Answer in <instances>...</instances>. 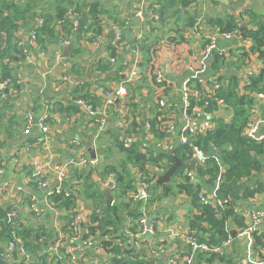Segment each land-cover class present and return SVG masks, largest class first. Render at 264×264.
<instances>
[{
    "label": "crops",
    "instance_id": "obj_1",
    "mask_svg": "<svg viewBox=\"0 0 264 264\" xmlns=\"http://www.w3.org/2000/svg\"><path fill=\"white\" fill-rule=\"evenodd\" d=\"M60 1L4 0L5 4H16L21 10L33 6L29 12L37 15L34 18L19 16L17 28L10 35L6 29L0 36V207L7 213L13 212L10 222L14 225L37 230L29 238L37 247H25L18 237L17 248L8 257L9 243L14 238L0 239L3 250L0 258L5 264H53L55 259L64 264L116 263L114 253L102 248L98 238H94L92 244L87 243L88 222L79 217L85 213L90 217L96 210L102 213L115 202L125 203L127 197L132 198L131 195L138 191L142 171L120 147L121 141L125 140L130 144L139 142L143 152L148 150L144 143L152 150L171 152L173 162L164 166L168 163L164 159L160 161L161 166L148 164L153 180L149 200L139 201L154 228L136 235L140 226L133 232L134 224L127 217L120 229L123 235L120 233L121 236L115 239L117 243L126 247L133 243L148 264H167V257L176 256L186 248V239L175 236L174 232L183 234L191 229L195 213H201L194 201L201 203L198 193H203L210 203L217 204L215 216L221 219L214 225L220 229L219 237L212 242L216 245L229 242L220 254L223 256L217 255L212 262H199L198 256L196 264H260V256L258 253L249 255L239 232L250 221L251 211H264V189L257 190L254 195L235 190L227 197L213 198L214 177L199 171L203 164L198 157L192 155L185 160L178 153L176 143L187 124L181 111L182 82L202 66H205L207 80L213 78L220 84H228L230 78L237 80L238 94L250 97L249 125L257 124V135L264 136V89L248 87L250 77L264 70V58L252 52L253 42L244 37L245 31L257 27L251 21V14L264 19V0H175L163 14L159 11L170 0H96L102 9L96 27L95 17L91 16L87 6L93 0H69L72 3L68 19L72 29L67 34L55 18ZM82 4L85 5L84 12H79L77 8ZM10 13H13L12 8L4 10L3 15ZM47 15L53 18V31L40 32L38 36L42 43H38V38L32 43L31 32L37 19H47ZM79 19H84V23L79 25ZM240 25L245 28L242 32ZM118 33L120 40L116 39ZM213 39L216 46L205 57V47ZM72 42L76 46L71 55L62 57L63 46ZM220 51L223 52L220 67L213 68L210 65ZM245 54L248 55L244 57ZM203 58L210 59L209 65L202 62ZM135 64L141 77L135 83L127 84V96L120 97L117 91L125 85L127 71ZM4 67L13 78L2 79L7 72ZM156 71L161 72V82L155 78ZM81 95L96 106L113 97L109 115L89 113L78 103ZM161 98L166 101L165 107L159 104ZM156 112H159L156 128L165 133L162 138L156 137L152 129L151 120ZM28 114L33 116L30 127H27ZM43 116L47 117L48 131L41 127ZM218 119L230 122L231 109L220 108L211 115L200 111L191 125L201 127L208 120L216 125ZM168 126L173 127L171 134ZM29 143L34 145L27 150ZM221 152L220 148L209 147L205 155L220 153L221 163L226 168ZM82 157L88 163L70 165L66 184L52 179L48 187L37 188L31 178L33 169L46 160L61 164L69 160L78 162ZM175 157L181 161V167L187 166L185 172L193 173V180L190 179L194 182L192 188H196L193 196L190 191L180 189L179 183L185 181L175 173L170 181L158 182L173 165ZM192 160L193 167H190L188 162ZM113 168L118 173L125 172L126 180H131L136 190H130L125 196ZM77 171L80 175H75ZM258 175L264 183V159ZM243 181L253 184L260 180L248 177ZM66 185L74 192L75 205L70 210L50 199ZM6 186L10 187L8 191L4 190ZM13 187H22L24 191L17 192ZM228 200L233 201V209L227 215L223 211L230 208L226 205ZM71 211L75 217L70 223ZM76 219L79 224L74 230L72 224ZM199 223L198 236L202 238L209 233L204 232L207 221L199 218ZM226 232L228 236L221 238ZM13 235L17 233L13 231Z\"/></svg>",
    "mask_w": 264,
    "mask_h": 264
},
{
    "label": "trees",
    "instance_id": "obj_2",
    "mask_svg": "<svg viewBox=\"0 0 264 264\" xmlns=\"http://www.w3.org/2000/svg\"><path fill=\"white\" fill-rule=\"evenodd\" d=\"M175 0H170L168 5H164L162 10L159 12L163 14L164 9L168 6L173 4ZM69 0H61L58 5L57 14L55 16L56 19H59L61 22V26L63 32L66 34L71 32L72 29V22L68 19V10L70 9ZM89 8V13L91 16L95 17V27L99 23V15L102 12L100 8V4L93 0L92 2L87 4ZM82 7V8H81ZM85 5L79 6L77 8L79 12H84ZM8 8L13 9V13H10L8 16H4V10H8ZM33 6H25L22 10L19 9L16 4H9L4 3V0H0V36H2V31L8 29V35H10L14 29L17 28V19L21 15H28L31 18H34L37 15L36 12H29L32 10ZM29 12V13H27ZM251 14V13H250ZM252 23L255 24L256 28H249L247 31L244 32L245 38H250L253 42L252 52L258 53L261 58H264V19L259 17L255 14H251ZM46 19V17H45ZM53 18L47 15L46 22L40 32L47 30L52 32L51 23ZM235 25H233L234 27ZM233 29V28H232ZM39 32V34H40ZM38 34V35H39ZM55 36V35H54ZM38 38V43L41 42ZM42 43V42H41ZM42 48L43 45H42ZM248 54H245L246 57ZM221 61V55H218L214 61L211 63V67L219 68ZM6 73L3 74L2 79L4 78H13V74L8 71L7 67H4ZM221 78L223 76H220ZM219 77V79H220ZM192 87L195 89H200L201 86L197 82V79L192 80ZM239 84L236 79L230 78L229 83L221 84V86L216 90V95H204L202 96L201 101L195 100L193 98V105L194 104H201L203 102H208L207 110L209 111H218L220 107L218 106L217 98H223L230 109L232 111V120L230 122H226L223 120H217L216 126L205 132H198L195 135L191 136V141L194 144H198L203 150L207 151L212 144H215L218 148L221 149V156L222 161L226 165V172L224 174V183L221 185L220 191L218 193L219 196L227 197L232 192L236 191H245L246 194L249 193L250 195H254L257 190L264 189L263 178L258 175L262 168V161L264 159V139L261 141H257L251 139L245 135L246 127L249 125V113H250V97L246 95H239L237 89ZM249 89L255 90L262 87L264 89V70L261 71L259 75H253L250 77ZM78 96V95H77ZM86 100L88 97L85 95H81ZM76 98V97H74ZM89 101V100H88ZM94 106L95 103L90 101ZM157 107V106H156ZM154 108L157 110V108ZM75 109V108H72ZM159 112H156L155 117L151 120L152 129L156 137L162 138L164 136V132L161 133L157 128V115ZM176 148L178 153L189 159L192 156L191 145L186 144L182 145L180 141L176 143ZM148 150L145 152L141 151L139 147V142H132L130 146H125L124 141H121L120 147L127 153L128 159L136 164L142 173L147 174L150 177V168L148 164L160 165L162 160H168V163L164 165L167 166L169 163L173 162V156L171 152L165 151H156L152 150L148 147L145 143L143 144ZM228 146H231L228 149ZM148 152V153H147ZM184 167L187 166H180L175 172V175L182 176L184 181L179 183L180 189H186L190 191L191 196L195 195L196 188H190L189 186L193 185V181H190L189 176L185 173ZM219 166L215 162V159L211 156L207 158V163L205 165H201L199 167V171L202 173L206 171V173H210L214 179L217 175ZM113 171L117 174V179L119 182V187L123 191L124 195L127 196L128 192L136 190V185L132 183L131 180H126V176L121 174V172H117L116 168H113ZM82 173V172H81ZM75 175H80V172L77 171ZM90 177V176H88ZM253 178L255 177L257 181L253 184L247 182V184L243 181V178ZM262 182V183H261ZM90 187V186H89ZM87 187V189L89 188ZM168 190H171V188ZM231 192V193H230ZM55 203H59L62 206H66L67 209H72L75 205V201L72 197H64L62 193H53L50 196ZM226 205L229 204L230 208H226L223 211L225 214H229L233 207V201H226ZM230 202V203H229ZM195 205L199 207L200 214H197L193 217L191 224H199V218L207 221V226L205 225L204 232H209L210 234L207 236L209 237L206 240L210 245H214L212 241H216V237H219V228H215L216 223H220L221 219H217L216 212V205L212 203L209 204H201L194 201ZM142 202L141 201H134L133 198L128 199L125 203H117L115 202L113 205H109L104 212L100 213L99 211H94L90 216V222L88 223V230L89 235L93 236L95 239L98 238L100 241V245L108 252H113L114 256L116 257V264H148L142 253L137 251L135 245L130 243L128 247L125 245H121L115 241L116 237H120V233L123 235V232L120 231L122 221L130 217L131 222L134 224L131 229L133 232H136L137 228L139 229V218L142 216L143 211L141 210ZM227 210V211H226ZM72 215L70 216L69 222L74 219V212L71 211ZM200 215V216H199ZM74 216V217H73ZM18 219V218H16ZM19 220V219H18ZM19 223L18 221H16ZM70 222V223H71ZM93 223L94 225H91ZM70 225V224H69ZM0 239L1 240H10L13 238H21L23 243H25V247H37V244L29 241L32 233L35 232L33 227H27L24 225H14L13 222L9 221L8 213L2 207H0ZM192 227V226H191ZM13 231L17 233V235H13ZM262 231V229H261ZM119 233V234H118ZM264 234V231L261 232V235ZM259 233H256V242L257 246L262 242V237ZM228 233L221 234V238H226ZM205 237V236H204ZM37 238H40L39 235ZM218 240L217 242H219ZM216 245V244H215ZM3 250L0 247V254H2ZM223 256L219 253L208 251L206 253L200 254L198 261L207 260L208 262H212L216 256ZM119 256V257H118ZM260 258L264 259V255L259 253ZM58 262H61L60 259H55ZM0 264H5V260L0 258Z\"/></svg>",
    "mask_w": 264,
    "mask_h": 264
},
{
    "label": "built area",
    "instance_id": "obj_3",
    "mask_svg": "<svg viewBox=\"0 0 264 264\" xmlns=\"http://www.w3.org/2000/svg\"><path fill=\"white\" fill-rule=\"evenodd\" d=\"M45 24V19L42 17H39L36 21V25L34 26L32 32H31V42L35 43L37 40V36L42 29V27ZM117 40L121 39V35L118 33ZM216 43L214 39L205 47V57H208L212 50L215 48ZM220 55L223 54L222 51L219 52ZM0 59H2L1 54H0ZM204 59V58H203ZM111 60H114L113 58ZM203 62V60H202ZM203 64V63H202ZM205 72V66H202L200 69L195 71L193 76L190 78H186L181 85V93H182V114L186 117L187 119V124L186 126L182 129V132L179 137V141L182 145L190 144L191 145V151L192 155L195 157H198L200 160L201 164L205 165L207 163V158L208 157H213L215 159V162L219 166L217 175L215 177V187L212 193L213 198H217L218 193L220 191L221 185L224 183V174L226 172V168L223 166L221 163V158L220 156L216 155H205V150H203L198 144H194L191 141V136L195 135L198 132H205L207 130L213 129L216 125L212 120L205 121L204 124L201 127H196L194 125H191L192 119L201 111L206 115H211L214 113V111H209L207 110V104L208 102H203L201 104H194L193 105V98L197 101H201L202 96L207 95H216V90L221 86L220 82L217 80L212 79H206L204 76ZM155 78L158 82H161L162 75L160 71H156L155 73ZM141 77V72L139 67L135 64L129 70L127 71V76L125 78V85H122L117 91V95L122 97V96H127L128 94V89H127V84L135 83L136 81L139 80ZM197 79V82L201 86L200 89H195L192 87V80ZM161 89H164L161 87ZM0 93H1V87H0ZM218 101V106L220 108H225L228 106L227 102L223 98H217ZM114 102L113 99H108L103 105L100 106H94L91 102H88L84 98H79L78 103L81 105L85 106L86 109L89 111V113L93 115H101L104 117H107L109 115V109L111 105ZM159 104L161 107L166 106V101L164 98H161ZM197 110V111H196ZM32 118L33 116L31 114H28L27 117V127H30L32 125ZM190 123V124H189ZM41 127L43 131H48V124H47V117L43 116L41 119ZM172 126H168V132L170 134L172 133ZM257 130H258V125L257 124H251L249 125L246 130H245V135L251 139L261 141L264 139V136L262 135H257ZM125 146H130L131 144L127 141L124 140ZM33 143H29L26 146V149L29 150L33 147ZM211 147L215 150L218 149V147L215 144H212ZM95 162V161H93ZM88 163V160L84 157H82L78 162H75L74 160H69L65 163H53L52 161H45L43 165L40 167H37L33 169L31 172V178L33 182L35 183L37 188H45L48 187L52 179H55L58 181L59 184H66L67 181V171L70 165H85ZM190 179L193 180V173L192 171H187L185 172ZM147 174H141L139 175V180H140V187L137 192H134L131 197L133 200L136 201H147L149 200V191H150V186L153 183V180L150 179ZM194 183V182H193ZM66 186H61L56 193H62L64 197H74V192L72 189H67ZM10 189L9 186L4 187L5 191H8ZM13 189L17 192H23L24 189L22 187H13ZM52 194V193H51ZM199 194V199L202 204H209L210 201L207 199L206 195L203 193H198ZM218 199V198H217ZM143 214L139 218V226H140V231L136 233V235L143 233L149 229L152 230L154 228V225L151 224L152 222L150 218L148 217V213L146 209H143ZM13 213V212H12ZM11 212L8 213L9 221L12 219V214ZM195 214H199L196 212ZM250 215V214H249ZM79 219L86 220L88 223L90 222V217L88 214H82L80 215ZM79 219H76V222L72 224V227L74 230H77V225L79 224ZM88 225V224H87ZM91 225H94L91 223ZM261 229L264 231V211L263 210H257L254 209V211H251L250 215V221L248 224L243 227V229L239 232V236L244 239L245 245L247 248V251L249 255L253 253H261V255H264V234L261 235ZM88 230V227H87ZM89 233V230H88ZM256 233H259L262 237V242L258 244L256 242ZM198 226L197 224L192 225L191 229L186 232V233H179L178 231L174 232V235L177 237H184L186 239V248L181 250V253H177L170 255L169 257L166 258V263L167 264H196L198 256L200 254L206 253L208 251L215 252L222 254L224 251V246L228 244V242H225L224 245H210L206 240L209 239L207 237L209 234H205L202 238L198 236ZM87 238V243L92 244L94 237L88 234ZM16 240L17 238H14L12 241L9 243V251L7 252L8 257H11V253L14 250V248H17L16 245ZM19 242V241H18ZM260 264H264V259L260 258ZM53 264H64L63 262H54ZM102 264H109V263H102Z\"/></svg>",
    "mask_w": 264,
    "mask_h": 264
},
{
    "label": "water",
    "instance_id": "obj_4",
    "mask_svg": "<svg viewBox=\"0 0 264 264\" xmlns=\"http://www.w3.org/2000/svg\"><path fill=\"white\" fill-rule=\"evenodd\" d=\"M78 23H79V25L83 24V23H84V19H79V20H78ZM79 29H81L80 26H79ZM244 29H245V28H244L243 26L240 25V29H239V31L242 32ZM237 35H239V33H237ZM75 46H76V43H75V42H72V43H70L69 45H64V46H63L62 57H69V56L71 55V51L73 50V48H75ZM202 60H204V62H205L207 65H209V63H210V59H209V58H207V59H202ZM111 99H113V97H111ZM217 155L220 156V153H218ZM193 161H194V160L188 162V165H189L190 167H193V166H192V162H193ZM180 165H181V161L175 157V162L173 163V165H172V166H171V167H170V168H169V169H168L163 175H161V176L159 177V181H158V182H159V183H162V182H168V181H170L172 175L175 173L176 169H177ZM56 185H57V183H56ZM111 201H112V199H110V202H111ZM18 244H20V242H18ZM113 264H116L115 261L113 262Z\"/></svg>",
    "mask_w": 264,
    "mask_h": 264
},
{
    "label": "rangeland",
    "instance_id": "obj_5",
    "mask_svg": "<svg viewBox=\"0 0 264 264\" xmlns=\"http://www.w3.org/2000/svg\"><path fill=\"white\" fill-rule=\"evenodd\" d=\"M191 183V186H189L190 188L192 187V182H190ZM207 234H209V233H207Z\"/></svg>",
    "mask_w": 264,
    "mask_h": 264
}]
</instances>
